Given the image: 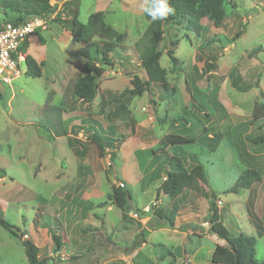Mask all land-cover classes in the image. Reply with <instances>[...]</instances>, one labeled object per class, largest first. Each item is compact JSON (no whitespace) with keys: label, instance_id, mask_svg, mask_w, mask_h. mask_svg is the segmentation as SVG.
I'll list each match as a JSON object with an SVG mask.
<instances>
[{"label":"rangeland","instance_id":"rangeland-1","mask_svg":"<svg viewBox=\"0 0 264 264\" xmlns=\"http://www.w3.org/2000/svg\"><path fill=\"white\" fill-rule=\"evenodd\" d=\"M77 1L50 0L53 13L46 27L26 39L41 77H27L22 61L24 74L11 86L0 83V169L5 172L0 175V217L21 234L13 237L0 227V264H26L23 240L35 243L45 264H212L215 246L224 244L209 232L212 204L231 237L255 238L256 260L262 262L264 143L251 144L246 137L264 135V118L250 125L253 105L264 99V0H226L227 16L219 29L206 19L198 33L164 26L159 65L173 95L164 97L163 88L152 84V95L125 94L126 108L119 111L114 101L132 89V77L147 80L136 48L151 21L143 11L145 0ZM97 7L125 39L109 55L113 65L102 68L95 99L87 105L71 97L76 78L87 70L79 56L83 45L60 23L78 12L85 24ZM168 51L177 59L173 65ZM51 125L56 130L62 125L66 136L55 134ZM109 128L119 141L128 137L101 158L90 135ZM204 130L213 137L214 150L196 140L166 153L179 157L187 169L200 164L206 182L184 189L175 200L157 193L172 168L165 165L164 154L153 157L147 151L168 134L198 139ZM112 154L118 162L109 166ZM246 169L259 171L260 182L233 192ZM120 185L131 189L125 218L106 200ZM158 207H177L172 228L153 215ZM47 225L57 228L60 250Z\"/></svg>","mask_w":264,"mask_h":264},{"label":"trees","instance_id":"trees-1","mask_svg":"<svg viewBox=\"0 0 264 264\" xmlns=\"http://www.w3.org/2000/svg\"><path fill=\"white\" fill-rule=\"evenodd\" d=\"M168 3L174 9V12L163 20L153 21L151 19L142 38L136 44L139 66L144 70L147 80L142 81L138 77L133 76L130 80L132 89L122 92L118 99H115L114 103L117 104L115 110H125L126 106L121 100L125 94H128L130 97H140L142 94L152 95V84L159 85L163 88V93L166 92L164 97L173 95V92H167L166 70L162 69L159 65V60L162 56L161 44L164 39V26H183L188 31L198 33L201 30L200 21L202 19H206L215 29H219L227 16L225 7L226 0H168ZM52 13L53 7L50 6V0H0V22L2 24L19 25L23 24L26 19L29 20L34 17L47 18ZM55 20L57 22L59 21L58 19ZM60 24L65 30L69 31L74 42L83 45L79 50V56L86 60L87 70L83 75L81 74L76 78L71 90V97L74 100H79L89 105L94 101L97 94V80L101 78L104 72L102 68L112 67L113 63L109 55L119 47L125 39V34L118 33L106 24L105 13L102 11L90 14L85 24L78 21L77 14H74L67 21ZM241 34L242 32L239 31L233 39H238ZM92 39L103 41L102 45L92 43L90 41ZM37 40L40 45H44V41L40 37ZM172 44L175 45L174 43ZM88 48H94L92 54L88 51ZM27 49L28 41L26 40L18 49L19 52L25 54L26 76L32 79H39L41 77L40 66L31 56L26 55ZM172 54L171 51L166 53L173 65L177 59ZM56 107L55 109L58 112H65L61 106ZM263 118L264 99L262 104L255 103L253 105L250 125H253L255 121ZM55 127V125H51L55 134L60 137L66 136L62 125H58L57 130L54 129ZM107 130L106 133H92L90 135V142L96 147L97 153L101 158L107 152L113 153L117 151L118 147L128 137L123 135L119 141V139L108 134L111 128ZM196 140L202 141V144L203 142H207L204 145L206 148L215 149L216 143L212 142L213 137H207L206 131L204 130L198 139L168 134L155 147L147 151L153 157L157 155L156 153L164 154L166 157L164 160L165 165L167 164L172 168V171H166L165 177L157 189V193H161L169 200H175L184 189H192L198 181L201 183L206 182V172L200 164L196 163L191 169H187L183 166L179 157L170 156L166 153L168 148L176 151L182 148V146L193 144ZM246 140L251 144H262L264 143V135H258L253 138L246 137ZM109 160V166L118 162L116 155L113 154L109 157ZM0 175H5L3 169H0ZM116 180L120 184H123L121 180ZM260 180L261 174L259 171L256 169H246L237 178L231 190L233 192L248 190L253 184L259 183ZM106 200L120 210L122 218H125L129 204L132 202L131 189L127 185L113 187L111 193L107 195ZM104 205L105 203L100 204V206ZM172 208L171 210H162L158 207L153 212V215L161 223L160 225H165L169 228L174 226L177 207ZM210 212L211 214L207 219L210 225L209 232L216 236L218 240L224 242L221 246L218 244L215 246L211 255L212 264H264V260L262 262L256 260V240H254V237L241 234L236 237H231L222 225L214 204L211 205ZM0 227L13 237L21 236V234L15 235L19 233V230L3 217H0ZM47 227L49 228L47 231L50 232L51 240L56 247L55 249L60 250L62 248V242L61 237L58 236L57 228L52 229L49 225ZM21 244L27 261L26 264H45L46 261L41 260L39 257V249L32 242L23 240Z\"/></svg>","mask_w":264,"mask_h":264},{"label":"built area","instance_id":"built-area-1","mask_svg":"<svg viewBox=\"0 0 264 264\" xmlns=\"http://www.w3.org/2000/svg\"><path fill=\"white\" fill-rule=\"evenodd\" d=\"M46 18L34 17L19 25L0 22V83L11 86V83L24 74L20 62H25V55L19 47L36 31L44 30ZM25 236V235H24ZM26 238V236H25ZM31 242V241H30ZM35 245V243L32 242Z\"/></svg>","mask_w":264,"mask_h":264},{"label":"clouds","instance_id":"clouds-1","mask_svg":"<svg viewBox=\"0 0 264 264\" xmlns=\"http://www.w3.org/2000/svg\"><path fill=\"white\" fill-rule=\"evenodd\" d=\"M143 11L156 21L165 19L174 9L170 7L168 0H145Z\"/></svg>","mask_w":264,"mask_h":264},{"label":"crops","instance_id":"crops-1","mask_svg":"<svg viewBox=\"0 0 264 264\" xmlns=\"http://www.w3.org/2000/svg\"><path fill=\"white\" fill-rule=\"evenodd\" d=\"M64 1H65V3H69V4H70V3L72 4V3H76V2H78L77 0H64ZM97 6H98V4H97ZM96 12H100L99 9H98V7H97ZM76 14H77V16H78V12H76ZM28 39H29V38H28ZM28 39H27V40H28ZM28 41H29V40H28ZM38 43H39V42H38ZM27 54L29 55V46H28V50H27L26 55H27ZM39 61H40V60H38V62H39ZM139 143H140V142H139ZM139 143H138V144H139Z\"/></svg>","mask_w":264,"mask_h":264}]
</instances>
